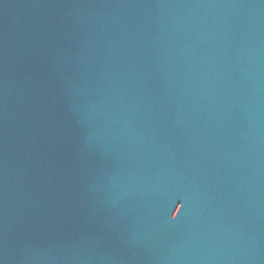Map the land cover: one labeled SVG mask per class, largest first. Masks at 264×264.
Wrapping results in <instances>:
<instances>
[{
    "label": "water",
    "instance_id": "obj_1",
    "mask_svg": "<svg viewBox=\"0 0 264 264\" xmlns=\"http://www.w3.org/2000/svg\"><path fill=\"white\" fill-rule=\"evenodd\" d=\"M0 264H264V0H0Z\"/></svg>",
    "mask_w": 264,
    "mask_h": 264
}]
</instances>
